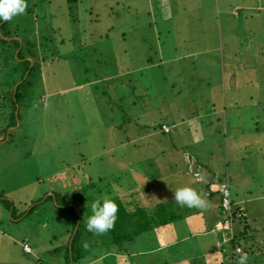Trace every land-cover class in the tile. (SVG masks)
<instances>
[{
	"label": "rangeland",
	"instance_id": "374dc122",
	"mask_svg": "<svg viewBox=\"0 0 264 264\" xmlns=\"http://www.w3.org/2000/svg\"><path fill=\"white\" fill-rule=\"evenodd\" d=\"M118 2L27 0L23 15L0 23V264H36L24 260L30 257L22 249L26 238L40 242L33 248L42 264L49 258V264H63L65 239L72 236L69 248L76 234L75 216L85 227L91 196L108 199L107 188L125 203L127 197L132 210L143 197L142 206L151 203L141 186L162 174L157 180L164 189L155 191L153 203L175 200L174 192L183 187L207 202L209 185L220 205V182L215 187L196 180L186 164L189 155L227 171L233 200H242L248 221L259 229L252 234L264 241V0ZM8 34L22 39L23 52L31 43L41 50L38 37L50 39L43 46L49 59L33 57L35 68L26 74L16 108L12 100L22 66ZM124 52L128 75L117 74L109 61ZM146 57H153L154 66L145 65ZM160 123L171 131H161ZM69 201L80 205L81 214L61 205ZM177 206L183 223L154 227L125 245L135 251L163 248L138 256L139 264H165L164 258L174 264L217 261L216 234H188L207 230L212 212ZM218 232L223 241L231 238ZM93 236H87L90 244L80 247L82 253L73 251L74 264H116L117 246L107 234ZM185 236L178 242L184 245H171ZM241 243L248 248L247 238ZM105 248L112 254L92 261Z\"/></svg>",
	"mask_w": 264,
	"mask_h": 264
},
{
	"label": "crops",
	"instance_id": "0c3cea01",
	"mask_svg": "<svg viewBox=\"0 0 264 264\" xmlns=\"http://www.w3.org/2000/svg\"><path fill=\"white\" fill-rule=\"evenodd\" d=\"M113 1H115L116 3H119L118 2V0H113ZM122 3H124L125 5H127V0H122ZM112 8L113 7H111L109 10H112ZM112 12V11H111ZM126 13V12H125ZM127 14V13H126ZM104 35L106 36L107 34L106 33H104ZM9 36H11L10 38L11 39H14L13 37H15V36H13V35H9ZM121 37H125V32L124 31H122L121 32ZM123 49V48H122ZM119 51H116V53H118ZM27 58H29V57H27ZM147 58V57H146ZM151 58H153V57H148L147 59H146V62H144L145 63V65L146 66H148V67H151V66H154V64L152 63V59ZM161 60H163L162 59V57L160 58ZM103 61H104V63H107L108 62V60H106V58H103ZM110 62H112V64L115 66V68L117 67L118 68V71H117V74H121V75H128V74H130L131 72H130V70L131 69H127L126 71H125V69H124V65H127L124 61H125V52H124V56H123V53H122V55H121V58H117L115 55L114 56H112L111 57V59L109 60ZM144 68V64L141 66V67H137L136 69H140V70H142ZM133 70H135V69H133ZM112 74H109V75H107L106 77H110V78H112ZM114 77V76H113ZM181 121H178V122H176L175 124L176 125H178L179 123H180ZM163 125H166L167 127H169L166 123H160L159 124V126H160V129H161V131H163L164 133H169L170 131H171V129H170V127H169V131L167 132V131H165V130H163V128H162V126ZM197 155H189V157H188V159L186 160V164L188 165V168H189V170H190V172H198L199 173V176L202 178V181L203 180H205L206 182H207V184H215V187H217L218 186V184H219V182H222V180L224 179V178H227L228 179V181H229V179H230V177H229V175H228V173H227V171H226V173H224L223 174V169L222 168H220V169H218V170H216V169H212V168H209V166H208V164L209 163H207V164H205L204 162L202 163L197 157H196ZM168 162H169V166L170 165H172L173 166V168H175L176 167V164H175V162H173V160H168ZM194 168H196V169H194ZM153 169L155 170V171H157V172H159L158 171V169H157V167H156V165L154 164V167H153ZM194 169V170H193ZM199 169H204V172L206 173L205 175H201V173H200V171H199ZM219 173H221V174H219ZM171 172H169V173H167V179H170V177H171ZM223 174V175H222ZM110 176H108V178H107V186H108V183H110L111 182V180L112 179H110L109 178ZM164 175H158L156 178H155V180H154V182L151 184V183H148L147 185H142L141 186V190L144 192V195H146V197L147 198H151V203L150 204H148L147 206H142V205H145V204H142V203H145L146 202V199L143 197V199H138L139 200V202H140V204H136L137 206H141L142 208H144V209H146L147 210V212H149V211H154L155 209H156V207L157 206H159V205H162L163 207H165L166 208V211L168 212V213H170L172 216H174V217H176V216H180V217H176V218H174V219H171V221H169L168 223H165V224H163V225H160V226H168L170 223H174V222H176L177 224L178 223H183L184 222V218H183V214L180 212V208L177 206L178 204L175 202V200H167V201H161V200H158L156 203H153V201H154V199H153V197H158V194H156L155 193V191H160L161 189L163 190L164 189V186H162V185H160V182L157 180V179H164ZM195 178V177H194ZM217 178H218V181H217ZM225 180V179H224ZM223 180V181H224ZM93 186V184L91 183L90 184V186L89 187H92ZM209 185H206V188H205V192L206 191H208V189L210 190V193L206 196V194H205V197H207L208 198V201L206 202V206L204 207L205 208V210H207V209H209L211 212H212V214H211V216H210V218H209V225H207L208 227H207V230H205V231H203V232H201V231H199V232H194V233H192V231H190L188 234L189 235H191V237H193L194 235H196V234H201L200 236H202V237H204V234H208V235H210V234H216L217 235V238H216V241H215V245L216 246H221V235H220V233L219 232H217V233H215V232H213L212 231V229H213V227H214V225H215V223L220 219V205H219V201H218V199H217V194H216V192L214 191V189H212V188H210V187H208ZM167 188V187H166ZM108 189V191H107V194H106V196H104V198L106 197V198H108V199H112L113 197L115 198V196H119L118 195V193H117V191H116V193L114 194H112L111 193V189L110 188H107ZM72 190H75V189H72ZM86 191V190H85ZM208 193V192H207ZM55 194H57V193H55ZM231 194H232V192H231ZM58 195V194H57ZM51 195H48V197H50ZM235 196H237V193H236V195ZM47 197V198H48ZM92 198H93V201H95V200H97V199H95L96 197H98L99 199H101V198H103L102 196H91ZM120 197V196H119ZM85 198V197H84ZM232 199H233V197H232ZM129 199L126 197V201H127V203H129V201H128ZM234 201V200H233ZM85 203L87 202V200H85L84 201ZM235 202V201H234ZM242 202V200H237L236 202H235V204H236V206H238V207H241L242 209H243V207L242 206H240V204H242L241 203ZM84 203V204H85ZM244 203V202H243ZM35 205H37V204H35ZM61 205H64V207H68L67 209H69V208H72V210H73V208H76L77 210H78V212L80 213V205H77V204H75V203H70V201H69V205H68V203H63V204H61ZM73 205V206H72ZM136 205H135V207H136ZM34 206V205H33ZM33 206L30 208V211H31V209L33 208ZM148 206L151 208H148ZM85 207V206H84ZM70 211V210H69ZM243 211H244V213L246 212L244 209H243ZM72 213H73V215L75 214V210H73L72 211ZM81 214V213H80ZM202 218H203V216H202ZM73 226H74V221H73ZM160 226H157V227H160ZM78 227H79V225L76 227V232H77V230H78ZM156 227V228H157ZM200 227H202V226H200ZM196 228H199V227H196ZM261 229H263L264 227H260ZM68 230H70V229H67V231ZM259 229H258V227L257 226H255V225H252L249 221H248V218H247V216H246V213H245V220H244V222L241 224V223H238V225H235V231H237L238 233H239V239H238V244L239 245H242V240H243V238H247V245H248V247L250 246V248L253 250L252 252L250 251V254H249V261H248V264H256V263H254V261L255 260H257V259H259V264H264V241L261 239V241L260 242H258V240H257V238L255 237V235L254 234H252L253 232L254 233H256V232H259L258 231ZM149 231V230H148ZM69 232V231H68ZM71 232V231H70ZM147 231H144V232H141L142 233V235L144 234V233H146ZM206 232H208V233H206ZM69 234V233H68ZM107 234V233H106ZM87 236H89V237H92L93 236V234H90V233H87L86 231H83L81 234H80V237H79V239H78V241H77V251H78V253H82L79 249H80V247H85V244H87V245H89L90 244V240H89V238H87ZM107 236L109 237V242L110 243H112V239H111V236L109 235V234H107ZM213 236V235H212ZM135 237H137V235H134L133 236V239L132 240H128V241H124V243H122V248L121 249H119V247H116V249L115 250H117V251H115V255H113V256H115V261H116V264H139V262H138V260H137V257L138 256H140V255H145V254H155L156 252H158V251H160L159 249H163V248H161V246H157L156 248H153V249H150V250H142V251H135V250H129V249H126L125 248V245L126 244H132V243H135ZM72 238V236H70L69 235V237L67 236V238L65 239V244H64V250H65V257H64V261H63V264H66V262H67V257H69V253H71V247H69L68 248V244H69V240ZM187 238V236H185V237H183V238H181V239H179L180 241H177V242H175V243H167L166 244V246L165 247H167V246H169V244H171V245H173V244H176V245H184V242L182 243V244H180V243H178V242H182L183 240H185ZM212 238H214V237H212ZM219 238V239H218ZM74 239V238H73ZM97 239H98V237H97V235H94L93 237H92V240L93 241H97ZM218 239V240H217ZM80 241V242H79ZM73 242V241H72ZM78 242H79V244H78ZM38 243H40V242H37V241H35V242H31L28 238H26V239H24V241H23V244H22V249H23V252H25V253H27V254H29L30 255V257H26V256H24L26 259H24L25 261H33V262H35L36 261V264H42V262H41V258L39 257V255L35 252V250L36 251H38L37 249H36V247H35V250H34V248H33V246H38V245H36V244H38ZM25 244H27L28 246H29V248L31 249L30 251H26L25 249H24V245ZM113 244V243H112ZM216 246H215V252L217 251L216 250ZM164 247V248H165ZM39 249V248H38ZM219 249V248H218ZM75 251H76V249H75ZM148 251V252H147ZM218 254H217V257H216V260L217 261H215V264H221V262H222V260H223V255H224V253H223V251L222 252H217ZM110 254H112V251L111 250H107L106 248L103 250V253H100V255H97V256H95L94 257V259H92V261H96V260H98V259H101V258H104V257H106V256H109ZM197 254H198V252H197ZM196 254V255H197ZM71 255V254H70ZM202 255H204V254H202ZM79 256L80 255H77V259H79ZM75 257V256H74ZM199 257H201V256H199ZM224 257H225V255H224ZM31 259V260H30ZM50 259V258H49ZM49 259H47V261L46 260H44L47 264H49L48 262H49ZM225 259V258H224ZM164 260L166 261V263L165 264H170V262H173V264L175 263L174 261H170V260H168L167 258H164ZM91 261V260H90ZM74 259L72 258V264H74ZM217 262V263H216ZM85 263V262H84ZM27 264H29V263H27ZM58 264V263H57ZM85 264H89V262H86Z\"/></svg>",
	"mask_w": 264,
	"mask_h": 264
},
{
	"label": "trees",
	"instance_id": "16d2710c",
	"mask_svg": "<svg viewBox=\"0 0 264 264\" xmlns=\"http://www.w3.org/2000/svg\"><path fill=\"white\" fill-rule=\"evenodd\" d=\"M1 27H2V25H1ZM4 27H5V30L7 31L8 28L6 27V25H4ZM9 35L10 34H8V36ZM38 39L40 40L39 45L42 47L41 50L38 49V51H37V49L34 48V44L31 43L32 48L29 50L27 49L25 52L22 51V47H23L22 39H21V41H19L17 38H14L11 40L7 39L8 41L12 42V47H14V50H13L14 52H15L16 48L19 47V50L17 51L16 56L18 58V62L21 63L20 66H22V68L20 70L21 81L19 84L16 85V87L14 89V96H13L14 100H12V104L14 105V108H16V105L18 104L20 97H22L25 93L24 90H21V86L23 84H25V82H27L26 74L28 75L29 73L32 72V69L35 68V62H34L33 57L40 55V57H38V59H40V60H45V58L49 59V57L43 56V46L47 40H50L49 37L46 40L45 39L43 40V37H38ZM3 40L5 42H7V40H5V39H3ZM41 40L43 42H41ZM28 43H30V42L28 41ZM20 44H22L21 47H20ZM47 44H49V43L46 42V45ZM13 51H9V56L11 59L14 56ZM27 57H29V58H27ZM51 58H53V57H51ZM31 62H32V64H30ZM24 75L26 76L25 78H23ZM105 75H109V73H105ZM225 181H228V179L226 178ZM222 182H220V183H222ZM228 184L230 187L229 181H228ZM218 190H219V187H218ZM219 193H220V190H219ZM208 194H209V192H208ZM53 196H54V198L57 199V194H54ZM51 197H52V195L49 198H51ZM112 199L119 206V211L117 214L118 219L116 221L115 227L112 230H110L107 234H109L111 236L113 245H116L117 247H119V249L122 246V243H124V241L132 240L134 235L139 234V233L144 232V231H148L154 227L163 225L165 223H168L169 221H171V219H174L176 217L177 218L180 217L179 215L176 217L172 216L170 213H168L166 211V208L163 207L162 205L157 206L153 212L152 211L147 212L146 209L142 208L141 206H137V205H136V207L134 206L132 210H130V209H128L129 204L123 202V200L119 196H115V198L113 197ZM232 201H233V199H232ZM233 204H234V206H233L234 210L242 213V217L240 218V220H238L236 222L235 225H238V223L242 224L245 220V213L241 207L236 206L234 201H233ZM125 205H127L128 207H126ZM35 207H36V205L33 206V208L31 209V212L34 211ZM69 210H72V208H70ZM220 210H221V213H220V219H221V218H223V209L221 206V200H220ZM82 220L83 219L81 218L78 230L74 236V239H73V242L71 245V255H72L73 259L75 258L73 251H75V249L77 247V244H76V247H74V241L76 239L78 240L80 234L83 231L87 230L86 226L84 227L83 224L81 223ZM134 220H137V225H135ZM77 221H78L77 216H75L74 225L76 224ZM212 231L215 233L218 232L217 230H214V227H213ZM88 233H90V232H88ZM219 233L221 235V232H219ZM90 234H93V233H90ZM238 239H239V233L237 231H235V234L232 238H230V239L226 238V241H223V237L221 236L220 251H223L225 258H226V259L222 260L221 264H230L229 258H231L232 252L238 244ZM176 246H179V245H176ZM241 246L243 247V249L246 252H248V255L250 254V251L251 252L253 251L250 248V246L248 248H245L243 245H241ZM228 249H232V250H228ZM69 255H70V253H69ZM236 264H238V262Z\"/></svg>",
	"mask_w": 264,
	"mask_h": 264
},
{
	"label": "clouds",
	"instance_id": "9594fccd",
	"mask_svg": "<svg viewBox=\"0 0 264 264\" xmlns=\"http://www.w3.org/2000/svg\"><path fill=\"white\" fill-rule=\"evenodd\" d=\"M28 7L27 0H0V23L12 21L23 15ZM175 202L181 207L202 209L206 201L191 187H183L174 192ZM119 206L110 199H97L91 203V215L86 222L90 233L103 235L115 227ZM87 247V244H85ZM249 257L245 253L239 257L238 264H248Z\"/></svg>",
	"mask_w": 264,
	"mask_h": 264
},
{
	"label": "built area",
	"instance_id": "2783aa9c",
	"mask_svg": "<svg viewBox=\"0 0 264 264\" xmlns=\"http://www.w3.org/2000/svg\"><path fill=\"white\" fill-rule=\"evenodd\" d=\"M162 128L167 132L169 131V128L166 125H163ZM193 176L196 180H202L198 172L194 173ZM219 190L221 195L223 218L219 219L215 223L214 230L224 231L227 235H229V237L232 238L235 234V224L242 217V213L235 211L233 208L234 204L232 201V194L228 181H223L222 183H220ZM24 249L26 251L30 250L27 244L24 245ZM245 253L248 255V252H246L241 245L237 244V246L232 252L231 258H229V263L236 264L238 262L239 257Z\"/></svg>",
	"mask_w": 264,
	"mask_h": 264
},
{
	"label": "water",
	"instance_id": "95a60500",
	"mask_svg": "<svg viewBox=\"0 0 264 264\" xmlns=\"http://www.w3.org/2000/svg\"><path fill=\"white\" fill-rule=\"evenodd\" d=\"M79 221H80V218H79V220H78V222H77V223H78L77 226L79 225Z\"/></svg>",
	"mask_w": 264,
	"mask_h": 264
}]
</instances>
